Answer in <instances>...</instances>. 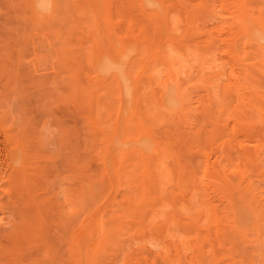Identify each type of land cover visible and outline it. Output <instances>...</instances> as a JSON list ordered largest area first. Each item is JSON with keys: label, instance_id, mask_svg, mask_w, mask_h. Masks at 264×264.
Wrapping results in <instances>:
<instances>
[{"label": "rangeland", "instance_id": "obj_1", "mask_svg": "<svg viewBox=\"0 0 264 264\" xmlns=\"http://www.w3.org/2000/svg\"><path fill=\"white\" fill-rule=\"evenodd\" d=\"M27 1L0 0V264H264V38L239 12L264 0ZM119 42L120 113L91 64ZM241 194L257 223L232 227Z\"/></svg>", "mask_w": 264, "mask_h": 264}, {"label": "bare ground", "instance_id": "obj_2", "mask_svg": "<svg viewBox=\"0 0 264 264\" xmlns=\"http://www.w3.org/2000/svg\"><path fill=\"white\" fill-rule=\"evenodd\" d=\"M28 1H29V3H28ZM27 1V3H28V7H29V9H32L33 10V13H32V18H34L35 19V17H37L38 16V18H39V16L40 15H42L41 17H43V16H47V15H43L44 13V11H46L47 10V2L49 3V1L48 0H28ZM94 1V0H93ZM102 1V0H101ZM140 1H141V4H140ZM153 0H138V2H139V6L141 7V9H142V11L144 10V8H146V6L147 7H151V5H155L154 3H155V0H154V2H152ZM95 2H97V1H95ZM103 2V1H102ZM150 3V4H149ZM91 4H93V3H91ZM97 4V5H96ZM95 5H93V7L92 8H95V10L94 9H92V8H90V6H89V8L91 9V10H93L94 12H98L99 10H98V7H99V9H102L103 8V3H96ZM98 4H99V6H98ZM27 5V4H26ZM49 5V4H48ZM51 6V5H50ZM25 8H26V6H24ZM101 7V8H100ZM51 8H53V7H51ZM50 9V8H49ZM98 11H97V10ZM52 11V10H51ZM92 11V12H93ZM47 12V11H46ZM49 12V11H48ZM47 12V13H48ZM93 12V13H94ZM239 12H240V20H241V24H240V29H241V34L242 35H244V36H249V37H251V38H253V39H257L258 37H259V39H260V37L261 38H264V19L263 20H259V19H252L251 17H248L247 15H246V11H245V8H244V6H243V4H241V3H239ZM30 13V12H29ZM43 13V14H42ZM50 13V12H49ZM99 13V12H98ZM33 14H34V16H33ZM100 14V13H99ZM31 15V14H30ZM31 18V17H30ZM44 18V17H43ZM37 20H39V19H37ZM32 21V20H31ZM33 22H35V21H33ZM40 22V21H39ZM36 23H37V21H36ZM99 23L100 24H104V26H105V30H106V33H107V37L109 38V37H111V34H113L112 33V31L110 30V25H109V20L107 19V18H105V16L104 15H102V16H100V19H99ZM263 34V35H262ZM260 35V36H259ZM256 36H258V37H256ZM255 37V38H254ZM255 39V40H256ZM262 40H264V39H262ZM111 44V43H110ZM121 45L122 44H120V42L119 43H117V44H115V45H113V47H112V50H113V54H111L110 56H109V54L111 53L109 50L111 49V47H110V49H107V51L106 50H101V51H96V53H95V56L91 59V60H93L94 59V61H92L91 62V64H93L92 66H94L93 68L95 69H93V71L95 72V74H97L96 76L98 77V74H99V77H111L110 75H112L113 77H114V81L116 82L117 81V86H118V88H117V94H118V96H119V98H117L118 99V101H117V103H119L120 105H118L119 107H118V113H120L121 112V108H123L122 107V104L126 101H124L123 102V100H124V98H123V96H125V95H123V92H124V94H126V97H125V99L127 98V96H130L131 94H130V92L132 93V91H133V88H134V90H135V86H133V85H130V86H128L129 85V83H130V81L129 80H131L130 78H128L127 77V75L126 74H128V72L126 71V70H128V67H129V62L128 61H130V58L129 57H127V59H126V53H127V55H128V51H129V53H130V50H129V48L127 49L124 45V49L126 50L127 49V52L125 53V52H123V47H122V49H120L121 48ZM121 51V52H120ZM121 53H125L124 55L122 54L121 55ZM130 55H131V53H130ZM129 55V56H130ZM121 56H123V57H121ZM96 58V59H95ZM124 58V59H123ZM123 59V60H122ZM90 64V65H91ZM113 65L115 66V67H113ZM128 65V66H127ZM91 66V67H92ZM92 69V68H91ZM127 72V73H126ZM263 72H264V62H263ZM100 73H104V74H109V75H105V76H101V74ZM110 73H113V74H110ZM128 76H130L129 74H128ZM113 77H111V78H113ZM132 81V80H131ZM131 83H133V82H131ZM133 86V87H132ZM161 86L163 87H165L164 88V90L162 91V94L160 93V97H161V99H162V101L164 102V103H168L169 105H171L172 106V110H174L175 111V109H178V108H181V107H183V106H181L182 104H183V97H181V96H183L182 95V92H181V90H180V86H177L176 84L174 85L173 83L171 84H168V82L167 83H163V84H161ZM179 88V89H178ZM124 89V90H123ZM126 89V90H125ZM128 89H130L129 91H128ZM123 90V91H122ZM129 92V94L127 93V92ZM126 92V93H125ZM122 93V94H121ZM124 104H127V102L126 103H124ZM129 104H130V102H129ZM164 105V104H163ZM127 106V105H126ZM181 106V107H180ZM126 108V107H125ZM127 109V108H126ZM125 109V110H126ZM168 109H170L169 110V112H172V110H171V108H168ZM127 111V110H126ZM179 111H181L182 112V110L180 109ZM179 111H177V112H179ZM181 112H179V113H181ZM172 113H174V112H172ZM176 113V112H175ZM123 114V113H122ZM119 115V114H118ZM178 115V114H177ZM120 117V116H119ZM118 116H117V118H119ZM124 129V128H123ZM116 132V130L114 131V133ZM117 133V132H116ZM123 134V133H122ZM116 135V134H115ZM114 135V136H115ZM113 137V136H112ZM111 137V138H112ZM117 137V136H116ZM123 137V136H122ZM141 138L143 139L144 138V136L142 135L140 138H138V139H135V140H137L136 142H135V140H133L135 143H139L140 142V140H141ZM116 139V138H115ZM119 139H118V137H117V141H118ZM106 141H108L107 139H106ZM126 141V140H125ZM132 141V140H131ZM142 141V140H141ZM109 142H110V139H109ZM120 142V141H119ZM117 143V144H122V146H123V144H124V146H125V143L122 141V143L120 142V143ZM127 142V141H126ZM130 142V141H129ZM133 142V144H135ZM141 143V142H140ZM106 144H108V142L106 143ZM117 144H116V146H117ZM131 144H132V142H131ZM127 145V144H126ZM146 145V143H142V145L140 146V145H138L137 144V148H139L140 149V147H141V149L140 150H142V149H145V148H143L144 146ZM31 146V145H30ZM111 146H113L112 145V142H110V144H109V147H108V151H110L111 149H113L114 150V148H111ZM136 146V145H135ZM107 147V146H106ZM118 147V146H117ZM29 148V147H28ZM107 149V148H106ZM26 150V149H25ZM27 152H29V151H27ZM106 153V152H105ZM110 152H109V154L107 153V156L109 155L110 156ZM106 156V157H107ZM109 156H108V158H109ZM112 156V155H111ZM106 157L104 158H102V160L104 161V164H105V166L107 165V167H108V164H107V161H108V163H109V159H106ZM106 160V163H105V160ZM111 159H112V157H111ZM111 161V160H110ZM162 163V162H161ZM120 167H118L117 169H119ZM205 170H206V168H205ZM108 171V170H107ZM117 171H114V172H111V173H113V176H111V177H109L110 175H111V173H110V175L108 176L107 175V177L108 178H111V179H115V178H117V177H114L115 175H118V173H116ZM207 171H205V173H206ZM115 173V174H114ZM142 175V174H141ZM222 175H224L223 174V172H222ZM110 179V180H111ZM112 181V180H111ZM112 185V184H111ZM90 190V189H89ZM147 195H149L148 193H147ZM243 196H244V194H241L240 195V197L239 198H237V199H235L234 201H230V204H231V208H232V213H231V220L229 221V223H231V225H232V227H235V226H238V225H240V224H242V223H244V224H247L248 222H251V223H257V219H256V217L254 216V214H253V210L250 208V207H248L247 205H245L244 206V203L242 202V200H243ZM252 199V198H251ZM141 201H139V203L141 204L140 206H142V204L144 205L145 203H144V201H145V198H143V199H140ZM147 200V199H146ZM149 200V199H148ZM156 200V199H155ZM239 203V204H238ZM30 225V224H29ZM255 225V224H254ZM96 228H97V230H96ZM94 229L96 230V231H98L99 229H98V227H94ZM98 232H100V230L98 231ZM254 234H255V236H258V232L257 231H255L254 232ZM100 238V237H99ZM100 242H101V240H100ZM100 242H99V240H98V245L100 244ZM97 243L95 244V246L94 247H92L91 248V250H90V252H91V258H92V256L94 255V252H97L98 250H97V248H95V247H97L98 245H97ZM77 245V244H76ZM72 246H73V244H72ZM73 247H75V246H73ZM72 247V249H71V251L73 252L74 250L73 249H75V248H73ZM88 251V250H87ZM90 252H87L88 253V258L90 257ZM73 254V253H72ZM74 255V254H73ZM88 260V259H87ZM75 261V260H74ZM76 263V262H75ZM88 263H89V260H88ZM92 264V263H91Z\"/></svg>", "mask_w": 264, "mask_h": 264}]
</instances>
